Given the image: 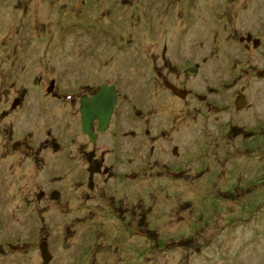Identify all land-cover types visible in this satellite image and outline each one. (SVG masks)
<instances>
[{
    "label": "rangeland",
    "instance_id": "obj_1",
    "mask_svg": "<svg viewBox=\"0 0 264 264\" xmlns=\"http://www.w3.org/2000/svg\"><path fill=\"white\" fill-rule=\"evenodd\" d=\"M42 241L48 264H264V0H0V264Z\"/></svg>",
    "mask_w": 264,
    "mask_h": 264
},
{
    "label": "water",
    "instance_id": "obj_2",
    "mask_svg": "<svg viewBox=\"0 0 264 264\" xmlns=\"http://www.w3.org/2000/svg\"><path fill=\"white\" fill-rule=\"evenodd\" d=\"M248 41H250V37ZM117 97L118 94L116 93L115 87L104 84L101 85L99 90L92 97L82 96L80 98L78 112L80 117L81 133L86 135L90 139L91 143H95L97 134H102L107 130ZM244 105V96L240 95L236 99V110L242 109ZM94 122L97 123L96 130H94ZM40 253L42 264H48L51 257L46 243H42Z\"/></svg>",
    "mask_w": 264,
    "mask_h": 264
},
{
    "label": "flooded vegetation",
    "instance_id": "obj_3",
    "mask_svg": "<svg viewBox=\"0 0 264 264\" xmlns=\"http://www.w3.org/2000/svg\"><path fill=\"white\" fill-rule=\"evenodd\" d=\"M118 97H119V95H118ZM118 97H117V100H116V103H115V106H116V104H117V102H118ZM114 109H115V107H114ZM113 112H114V110H113ZM112 115H113V113H112ZM111 119H112V116H111ZM111 119H110V123H111ZM110 123H109V126H110ZM93 126H94V130H96V128H97V123L96 122H94V124H93ZM108 126V127H109ZM108 129V128H107ZM107 131V130H106ZM105 131V132H106ZM104 132V133H105ZM104 133H102V134H97V137H96V141H95V143L97 142V139H98V137H100L101 135H103ZM85 137H86V139H87V141H88V143L89 144H95V143H91V141H90V139L86 136V135H84ZM95 155V152H91V151H89V154H87V161H88V163H91V161H92V157ZM101 161V163H103V160L101 159L100 160ZM103 171V173H106L107 171H108V169L106 168V167H104V168H101L100 167V164H95L94 165V167H93V171H96V172H99V171Z\"/></svg>",
    "mask_w": 264,
    "mask_h": 264
},
{
    "label": "trees",
    "instance_id": "obj_4",
    "mask_svg": "<svg viewBox=\"0 0 264 264\" xmlns=\"http://www.w3.org/2000/svg\"><path fill=\"white\" fill-rule=\"evenodd\" d=\"M142 230V229H141ZM139 234V236H142L143 235V233H138Z\"/></svg>",
    "mask_w": 264,
    "mask_h": 264
}]
</instances>
